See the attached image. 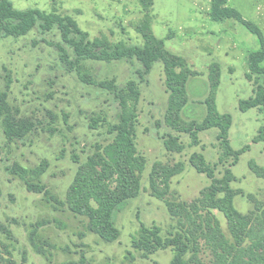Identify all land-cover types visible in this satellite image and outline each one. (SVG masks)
I'll return each instance as SVG.
<instances>
[{
	"label": "rangeland",
	"instance_id": "374dc122",
	"mask_svg": "<svg viewBox=\"0 0 264 264\" xmlns=\"http://www.w3.org/2000/svg\"><path fill=\"white\" fill-rule=\"evenodd\" d=\"M10 1L20 10L35 8L50 12L56 8L61 15L73 18L91 40L142 43L136 30L144 15L140 0ZM210 5L211 0H152V30L157 38L165 39L168 51L184 58L188 68L197 73L186 86L188 103L183 114L187 118L196 120L204 115L205 108L200 103L209 95L210 68L214 63L219 65L215 104L219 113L232 118L230 145L234 150L250 146L231 167L235 177L231 188L243 193L235 197L234 206L245 215L253 210L247 195H254L264 205V179L256 177L248 167L253 162L264 169V142L252 143L264 124V115L256 109L244 113L238 109L239 101L248 99L253 92V83L245 78L249 72L248 57L261 47L257 37L236 21H211ZM228 6L257 26L264 41V0H228ZM57 43L62 42L56 29L42 33L35 27L20 37L0 35V91L9 76V105L18 109L19 116L35 122L31 133L12 143H7L0 123V226L10 234L0 232V264L6 259L16 264H61L78 261L82 253L93 264H170V250L143 259L131 245L140 222L158 226L164 235L175 225L164 202L151 196L150 173L156 164L182 163L183 172L170 180V200L196 202L210 180L191 167V155L200 153L206 162L217 165L216 178H221L224 169L230 166L231 160L220 164L218 131L199 133L200 143L193 146L188 135L166 126L168 93L161 63H155L144 75L143 66L137 61L85 62L96 80L114 78L119 87L135 81L141 92L135 144L146 165L140 192L116 215L119 239L113 243L102 241L85 231L84 217L75 215L66 206L47 202L41 194L27 191L23 181L8 171L14 164L29 170L46 162L40 181L59 201H64L79 163H84L97 145H105L112 139L102 124L90 128V118L99 115L115 123L119 110L114 96L82 83L74 71H68L55 47ZM67 51L73 57L72 51ZM168 135L179 136L181 153L165 148L164 139ZM213 213L227 233L223 215ZM34 225L52 263L35 253L30 244L28 235Z\"/></svg>",
	"mask_w": 264,
	"mask_h": 264
},
{
	"label": "trees",
	"instance_id": "16d2710c",
	"mask_svg": "<svg viewBox=\"0 0 264 264\" xmlns=\"http://www.w3.org/2000/svg\"><path fill=\"white\" fill-rule=\"evenodd\" d=\"M140 4L144 15L136 30L142 43L130 45L122 41L112 43L101 38L91 40L73 18L61 15L56 8H52L50 12L35 8L20 10L10 0H0L2 37L24 36L35 27L42 33L56 29L62 43H57L55 47L66 69L74 71L82 83L112 94L119 110L115 123L109 122L104 116L90 118V128L96 129L97 125L102 124L112 139L105 145H97L95 152L84 163H79L64 201H59L40 181L46 162L40 168L29 170L14 164L8 171L23 181L27 191L41 194L47 202L66 206L75 215L84 217L85 231L107 243L117 241L120 232L116 227V215L130 200L138 196L146 165L135 144L137 106L141 92L135 81H128L124 87H119L114 78L96 80L84 63L137 61L143 66L145 75L159 62L163 66L164 84L168 93L164 116L166 126L176 133L188 135L193 146L200 143L199 133L216 129L221 151L220 164L231 162L224 169L222 177L216 178L217 165L206 162L200 153L191 155V167L210 180V184L200 192L199 199L192 203L170 200V180L183 172V164H156L149 176V190L151 196L164 202L175 225L164 235L158 226H146L140 222L139 229L131 237L132 248L143 259H148L159 251L170 250V264H264V205L249 194L247 199L253 205L250 213L241 214L234 206L235 197L243 196V193L231 188L235 181L231 167L238 163L240 156L250 146L234 150L230 145L228 133L232 118L229 114L219 113L215 104L220 79L219 65L214 63L210 68L209 95L200 103L205 108L204 115L196 120L187 118L183 114L188 103L186 86L189 78L196 77L197 73L188 68L184 58L166 49L165 39L154 35L150 17L152 0H140ZM209 16L213 22L234 20L257 37L261 49L250 53L249 72L245 74V78L253 83L252 96L240 100L238 109L242 113L256 109L264 115V79H261L264 78V41L261 31L245 20L236 9L228 6V0H211ZM66 47L72 51L73 57ZM10 84L11 79L6 76L4 90L0 91V123L7 143L23 140L35 129V122L19 116L18 109L9 105L7 100ZM262 142L264 124L252 139L253 144ZM164 146L168 151L177 153L183 150L179 136L168 135L164 139ZM1 154L0 146V157ZM75 162L78 163V160L75 159ZM248 167L256 177L264 179L263 168L253 162ZM213 211H218L225 218L227 233L222 230ZM0 232L10 235L2 226ZM28 239L34 252L52 263L50 252L44 248L45 242L40 240L37 226H32ZM2 264L16 263L12 259H6ZM61 264L93 263L82 253L78 261L70 260Z\"/></svg>",
	"mask_w": 264,
	"mask_h": 264
}]
</instances>
